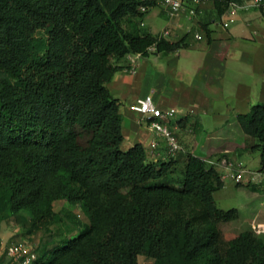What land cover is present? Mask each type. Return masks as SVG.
Masks as SVG:
<instances>
[{
  "label": "trees",
  "instance_id": "trees-1",
  "mask_svg": "<svg viewBox=\"0 0 264 264\" xmlns=\"http://www.w3.org/2000/svg\"><path fill=\"white\" fill-rule=\"evenodd\" d=\"M211 1L222 15L240 0ZM142 4L0 0V203L12 214L29 210L38 228L58 218L57 200L88 208L87 228L32 264H139V255L154 264H264V232L231 227L239 209L216 202L225 185L216 166L189 153L172 183L177 157L156 162L142 143L123 146L120 100L108 87L118 60L189 45V33L143 31ZM233 121L255 139L264 172V101Z\"/></svg>",
  "mask_w": 264,
  "mask_h": 264
},
{
  "label": "crops",
  "instance_id": "crops-1",
  "mask_svg": "<svg viewBox=\"0 0 264 264\" xmlns=\"http://www.w3.org/2000/svg\"><path fill=\"white\" fill-rule=\"evenodd\" d=\"M155 7L159 10L153 12ZM263 23L264 15L257 7H242L235 14L227 10L218 15L213 2L203 0L201 12L192 17L170 15L159 6H152L142 18V30L169 40L189 33V45L169 52H159L152 46L147 55L128 53L118 60L120 68L108 83L112 94L120 100L124 148L142 143L148 152L156 138V155L150 158L156 162L170 159L165 138L133 108L137 98L151 95L157 106L176 110L175 118L168 124L184 148L175 161L179 176L189 153L208 159V155L231 150L236 165L233 169L223 168L227 176L222 188L227 187V178L238 189L248 180L247 194L239 199L238 219L259 232H264V172L259 170L260 156L255 154V169L251 168L246 157L252 156L250 145L255 139L243 133L236 122H227L264 101ZM203 24H208L211 40ZM188 114V120L178 122ZM232 174L239 179H233ZM140 258L141 255L139 264Z\"/></svg>",
  "mask_w": 264,
  "mask_h": 264
},
{
  "label": "rangeland",
  "instance_id": "rangeland-1",
  "mask_svg": "<svg viewBox=\"0 0 264 264\" xmlns=\"http://www.w3.org/2000/svg\"><path fill=\"white\" fill-rule=\"evenodd\" d=\"M159 8L155 7L153 12L158 11ZM264 24V23H263ZM253 150L249 159L251 168L255 169V157L260 156L258 150ZM226 153L219 152L214 155H206L207 157L219 161L220 158L226 156L231 160H236L233 157L231 150H225ZM256 154V155H255ZM209 165L217 166V169L223 174H227L224 167L217 163L212 164L206 161ZM224 171V172H223ZM234 175H230L235 179ZM179 174H174V178L171 180L172 183H176ZM223 178V177H222ZM224 180V179H223ZM227 187L221 188L214 193L217 204L225 209L231 207H237L239 209L240 200L244 199L246 193L245 188H249L248 180L245 179V184L242 185L241 189H238L236 185H233L230 179H226ZM263 192V191H261ZM54 209L58 212V218H56L51 224L36 227L32 224L31 212L27 209H21L14 214L10 213L0 203V240L4 242L21 241L28 243L38 256L50 251V249L65 237H71L78 233L80 229H85L90 222V212L85 205H81L80 202H70L66 199L57 200L54 202ZM243 225L240 219L234 220L230 223L231 227H238ZM140 264H154V260L141 255Z\"/></svg>",
  "mask_w": 264,
  "mask_h": 264
},
{
  "label": "built area",
  "instance_id": "built-area-1",
  "mask_svg": "<svg viewBox=\"0 0 264 264\" xmlns=\"http://www.w3.org/2000/svg\"><path fill=\"white\" fill-rule=\"evenodd\" d=\"M143 2L141 6L142 11H147L152 6H159L165 10L168 14H187L195 17L201 12V5L203 0H141ZM242 7H257L259 9L264 8V0H245L242 4L231 2L228 8L232 14H235L239 8ZM230 20H234V16L230 17ZM201 38V35H197ZM133 108L143 115V118L148 119L151 126L157 132V134L163 136L168 146V157L176 158L177 155L183 151V145L181 144L174 129L170 127L168 121L172 120L176 116V110L174 108H161L156 105L151 95L137 98L133 105ZM158 148V140L155 138L151 141L148 148V155L155 157L156 150ZM206 161L212 164L217 163L220 166L228 169H233L236 165L234 160L227 158L226 156L220 158L219 161L208 158ZM217 167V166H216ZM234 175V174H232ZM227 174L222 175L224 179ZM235 179H239L238 175ZM38 257L37 252L26 242L12 241L4 242L0 240V264H32Z\"/></svg>",
  "mask_w": 264,
  "mask_h": 264
}]
</instances>
